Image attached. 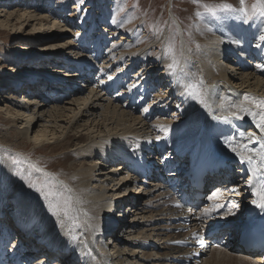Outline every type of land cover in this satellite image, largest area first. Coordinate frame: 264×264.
I'll list each match as a JSON object with an SVG mask.
<instances>
[{
  "label": "bare ground",
  "instance_id": "bare-ground-1",
  "mask_svg": "<svg viewBox=\"0 0 264 264\" xmlns=\"http://www.w3.org/2000/svg\"><path fill=\"white\" fill-rule=\"evenodd\" d=\"M22 1L24 4L28 2L18 0L19 3ZM35 1L37 5L30 10L19 6L12 10L0 7V32L13 31L17 25L20 27L32 25L33 30L28 38L33 41L40 38L52 40L56 37L57 31L64 34L70 32L66 27L68 22L63 23L55 11L50 13L41 8L42 0ZM246 1L250 4L256 0ZM72 17L70 15L69 19ZM254 17L246 26L232 18L223 20L218 27L219 30L213 35L208 33L207 36L206 31L198 25V28L202 29L199 32L201 35H198V44L192 41L181 27L182 52L184 51L194 61L192 64L197 67V73L201 74L199 79L203 81L202 87L207 93V107L200 103H196L197 105L188 103L191 98H185L181 81H175L178 80L177 75H165L169 74L165 67L168 62L165 57L170 45L164 44V39L161 41L164 45L163 51H158L160 55H164L163 59L154 53V50L160 47L157 40L152 41L153 43L144 48L145 50L142 48L127 50L120 40L110 45L108 50L111 54L110 59L114 58L113 60L117 61L111 62V65L117 67L122 65L123 68L131 69L137 64H142L140 74L131 76L130 81L125 80L130 73L127 69L117 74H109L112 67L96 66L97 61L94 59L101 55L103 43H107L104 31L108 29H104L94 17L90 23L96 21L97 25L93 30L98 28L99 36L92 37L96 40L93 41L95 45L91 53L93 59L86 60L81 56L75 60L73 56L67 55L68 52H51L61 47L70 48L73 45L72 32L71 37L64 42L52 41L43 46L42 52L52 57L47 58L41 55V52L30 55L32 57L26 59L30 66L39 62L53 68L45 66L46 71H43L45 74L33 75L34 78L30 80L18 79L0 85V89L11 88L12 93L22 87L20 86L22 82L26 83L22 100L14 101L13 93L10 99L4 97L0 100V116L2 126L6 130L5 133H0V143L7 147L9 141L13 140H9L12 135L15 139L20 138L31 143L33 148L38 150L53 145L51 150L56 151L54 156H61V160L74 159V163L68 165L67 173L60 176L61 173L57 175L52 169L50 172L47 171L42 162L26 154L27 159L37 168L53 174L67 189L72 190L68 194L73 197V206L69 213L71 218L63 214L59 216L65 226L64 231L60 232V224L56 223L58 220L56 224L46 221L49 206H43L42 202L37 204L38 199L35 198L27 201L26 196L20 194L21 188L18 176L13 171L14 165H10L7 159L11 155L2 152L0 214L3 215L4 222L21 232L16 233L13 248L23 237L26 254L35 249L43 255L35 264H43L45 258L50 261L56 259L53 264H179L178 260L185 261L184 264H262L261 253L246 254L243 249L238 248V239L234 235V232L240 235L248 226L247 213L256 205L253 201L257 200V197L252 195L251 186L258 184L259 177L253 175L251 171L253 165H249L247 161L242 163L240 156L231 151L229 143H226L230 142L232 147H236L237 151L244 155H252L245 152L242 146L247 145L249 149L258 150L260 143L256 142L257 145L251 147L248 134L255 132L257 137L264 135L257 127L258 116L254 118L247 112L246 116L245 112H239L237 108L232 107L242 105L251 112L259 113L261 110L256 108L254 103L245 101L244 97L264 100V67H257L264 66V46L257 47L258 44L264 45V41L260 39L264 36V22L259 17ZM103 20L101 18L100 22ZM37 29L39 31L36 32ZM89 35L88 32L87 36ZM202 36L208 39L200 41ZM195 38L197 35L194 40ZM120 39L125 38L122 36ZM196 50L199 56L194 54ZM15 56L18 60L24 57L19 54ZM224 57L228 61L232 58L233 62H229L231 66L219 63ZM106 60L108 58L105 57ZM146 60L152 62L143 63ZM190 65V60L184 59L181 69L187 72L185 68ZM65 69L71 71L67 72ZM54 72L58 74H53ZM154 74H156L154 84L159 82L163 86L161 90L163 94L158 98L152 97L147 91V81ZM92 75L99 77L93 81ZM35 76L38 79H35ZM79 80L80 84L84 82L88 85L80 87ZM154 84L152 83L150 88ZM85 86L89 90L82 89ZM35 93L37 96L29 97ZM53 93L56 97L49 95ZM112 93L114 95H111ZM62 94L70 98L57 97ZM176 98L180 100L175 101ZM49 101L51 102L47 104ZM205 108L206 121L200 124L198 113ZM233 112H238L240 118L232 117ZM215 115L230 118L228 121L211 120L215 119ZM161 126L167 128V131L161 130ZM242 132L245 133L244 136L240 135ZM71 143L72 148L58 151ZM193 160L196 161L192 165L193 170L200 165L224 172L231 166L236 168V172L227 178L228 184L223 182L216 185L212 192H208L212 197L211 205L215 202L218 205L216 208L210 206L207 216L203 215L205 210L201 211L202 222L195 221L183 209L174 206L178 201L176 198L178 194L190 190L191 178L186 170ZM132 161L146 167L151 164L155 169L172 168L173 173L168 177H174L173 192L170 182L164 184V180L152 179L143 183L142 179L131 176L126 164ZM114 162L118 164L112 166L111 170H104L103 167ZM244 171L248 175L242 179L241 174ZM136 184L141 187L133 196L131 186ZM63 191L67 193L66 190ZM8 201L12 204L9 207L11 210L4 212V206ZM33 202H36L39 208ZM224 202L229 203L228 209L217 218L211 219V214ZM237 204L239 207H234ZM123 206L134 208L132 211L129 210L128 217L121 213ZM85 212L87 216L84 215ZM75 218H79L88 233L86 240L82 242L75 240L72 244V224L75 223ZM185 218L190 219L188 226L181 221ZM51 220L50 222L54 219ZM210 227L223 228L225 230H222L223 232H231L233 236L228 242V248H212L211 245H207L198 250L193 245L189 247L171 245L173 241L188 240L194 230L204 231ZM106 234H111L109 239L112 242L103 244L102 236ZM196 252L199 253V260L192 258Z\"/></svg>",
  "mask_w": 264,
  "mask_h": 264
},
{
  "label": "rangeland",
  "instance_id": "rangeland-1",
  "mask_svg": "<svg viewBox=\"0 0 264 264\" xmlns=\"http://www.w3.org/2000/svg\"><path fill=\"white\" fill-rule=\"evenodd\" d=\"M26 1H28L27 4H24L25 3L24 1L19 3L18 0H6L5 2L0 1V7L4 6V7H7L6 9L12 10V8H14L15 6H17V7L19 6V8H23V9L26 8V10H30V9H34L35 6L37 5V3H36L37 1H35V0H32V1L26 0ZM202 3L208 4L210 6H217V5L227 3V4L232 5L235 8L240 7L239 1H237V0H202ZM41 4H42L41 8H45L46 11H49L50 13H53V11H55L57 16H59V18H61L63 23L68 22L66 27L70 32L67 34H64V32L59 33L57 31L55 33L56 37L53 38L52 40L47 41L46 38H40L37 41H33V39L28 38V35H30L31 34L30 32L33 30L32 25H29V26L23 25L21 27L19 25H17V27L13 31L9 30L5 33L3 31H1L0 32V85L14 81V80H18V79L30 80L31 78H34L33 75H39L40 73H44L43 71H46L45 69H46L47 65L38 62V64L33 65V63H32L30 66L29 61L26 59H28L29 57H32L30 55H33V54L37 55L38 52H41L40 54L47 57V58L52 57V55L46 54V52H44V53L42 52V51H44L43 46L48 45V43H50L52 41L64 42L69 37H71V32L73 33V39H72L73 45L70 46V48L67 46L63 47V48L61 47V48H59V50H52L51 52H55V51H60L62 53L68 52L67 55L73 56L75 58V60L78 58H81V56H84L86 60H87V58H88V60L93 59L91 56V53H92L93 47L95 45V43H93V41H95V38L92 39V37H95L97 35L98 28H96V30H93V29H95L97 24H96V21H93L92 23H90L92 17H94L96 20H98V22L102 24V27L104 29H108L107 31H104L106 39H107V43H103L104 49L102 48V54L98 59H96V60L94 59L95 62L97 61L95 63L96 66L100 67V65H101V67H102L104 65L103 67H112V69L109 70V74H111V73L117 74L120 71L122 72L125 69H127V67L123 68L122 65H120L119 67H117L115 65H111V62H117V61L113 60L114 58L110 59L111 54H110V52H108V50H110V45L114 44L115 42H119V40L123 41V45H124L125 49H127V50H129L131 48H136V49L137 48H142V49L145 48L146 49L148 46H150L153 43L152 41L157 40L158 44H160V47L157 50H154V53L157 57H162V59H163L164 55H160L158 53V51H160V52L163 51L162 49H163L164 45L161 43V41L164 39L163 43L164 44L169 43L170 48L173 50L172 55L174 56L175 60L178 61V64H177V67L175 70V74L177 75L176 79H178V80H175V81L176 82L181 81L180 84L182 86L186 83H189V82L199 83L200 82L199 78H200L201 74L199 72L197 73V67L194 64H192V63H194V61L190 57H188V55H186L184 53V51L182 52V48H181L182 47V32H183L182 29L184 28V30L191 37L192 41H195L198 44V42H199L198 37L201 35V34H199V32L202 31L201 28H198V25L206 31V36H207L209 34L213 35L215 32H217L219 30L218 27L220 26V24L222 22V21H217L216 18L212 17L211 15H209L206 12H205V15L203 18L197 17L195 15V13L197 11L204 12L205 10L203 7L194 5L191 2V0H172V1L171 0H96V1L95 0H84L83 4H80L78 2V0H42ZM254 4H257V0L254 1V3L250 2V4L248 1H246L245 7L248 9L250 14L252 13V6ZM102 11H103V13H101ZM93 13H94V15H93ZM70 15H72L73 17L69 19ZM220 15L223 16L225 14L221 13ZM229 16L233 20H235L241 24H244L245 26L249 25L248 24L249 22L247 24H245V23H242L241 20H239L238 18L232 17L230 14H229ZM101 18L104 19L103 22H100ZM253 18H255V17L253 16L249 21H251ZM30 23H32V22H30ZM34 23H35V21H34ZM181 27H182V29H181ZM160 28H163L162 33H159ZM209 29H212V31H209ZM90 30H92V31H90ZM37 31H39V30L37 29L36 32ZM44 32H46V31L44 30ZM88 32L90 33L89 36H87ZM65 33H66V31H65ZM50 34L51 33H49V35ZM77 34H79V35H77ZM36 35H38V34H36ZM196 35H197V38H195V40H194V37ZM84 36H85V40H83ZM98 36L99 35H97L96 38H98ZM122 36H124V38L126 40L125 39L121 40L120 38ZM206 36H202L200 41H206L208 39V37L206 38ZM87 38H91L92 40L87 39ZM193 44H195V43H193ZM197 52L198 51L196 50L194 54L199 56V54ZM18 54L24 55V57L18 60V58H16V56H15ZM149 55H150V53H149ZM105 57L108 58L109 61L108 60L105 61ZM165 59L168 60V62L165 64V67L167 68V64L171 63L172 59L169 58L168 55L165 57ZM184 59H188L191 62V65L188 66L187 68H185V69H187V72H189L188 74L186 71L181 69V63ZM81 60H83V59H81ZM150 62H152V61L146 60V62H143V63L148 64ZM229 62L230 63L233 62L232 58H230L228 61L227 58L224 57V59H221V61L219 63H221V64L223 63V65L226 64L229 67V66H231ZM141 65L142 64L140 63V64L135 65L131 69H127L128 71H130V73H128L129 77H127V79H125V80L130 81V77L136 76L135 74H137V76H138L140 74L139 69H140ZM49 67L53 68L52 66H48L47 68H49ZM195 67H196V69H195ZM61 70H58V71H61ZM116 70H117V72H116ZM69 71H71V70H68L67 72H69ZM47 72H49V71H47ZM53 74H58V73L54 72ZM165 75H169V74H165ZM55 76H58V75H55ZM155 76H156V74L152 75V78L147 81L148 82V86H147L148 90L151 87L152 83L154 84V77ZM35 77H36L35 79H38L37 76H35ZM172 79H175V78H172ZM170 83L172 84V82H170ZM84 84L86 86L88 85L87 83H84V82H82L80 84V80H79L78 85H80V87H82ZM24 85L26 86V83L23 84V82H22V85H20L22 87L19 90H14V92H12L13 93V95H12L13 100L14 99L15 100H22V97L25 95L24 94V89H25ZM86 86L83 87L82 89L85 88L84 90H89V88ZM162 87L163 86H161L159 82H155V84L152 86V89L149 90L151 93V96L156 97V98L160 97V94H163V92L161 91ZM0 90H1L0 96H2L0 98V100L3 99L4 97H6V98L9 97V99H10L11 94H12L11 88H9V89L3 88ZM158 92H159V94H157ZM155 94H157V95H155ZM49 95L51 97L54 96L53 94H49ZM35 96H37L36 93L31 94V96H29V97L34 98ZM59 96L60 95H58L57 97H59ZM65 96H66L65 99L70 98V97L67 98L68 95H65ZM185 98L190 99L187 96H185ZM177 100H180V99L176 98L175 101H177ZM50 102L51 101L46 102V103L49 104ZM158 102L159 101H157V103ZM190 102H192V104L198 103L194 99H190V101L188 103H190ZM157 103L155 104L156 107H157ZM172 103H173V101H172ZM161 104H163V103H161ZM201 110L198 113L199 123L204 124L206 121L205 116H206L207 109L205 108L202 111ZM245 115L247 116L246 112H245ZM211 120L216 121L217 119L211 118ZM20 122H22V121H20ZM20 122H18V124H20ZM2 125H3L2 124V116H0V133L1 134L5 133V131H6V130H4L5 127H3ZM16 139L11 135V139H9V140H12V141H9V143L7 144L8 148L5 147V145H3V144L1 145V143H0V157L2 156V152H4L6 150L5 153H7V154L9 153L11 156H15L18 158L19 161H21L20 162L21 165L19 163L18 166H15V165L13 166V171H15L17 173L20 171V169H23L25 176L27 175L28 172H31L32 178L36 179L38 182L44 183L45 181H47L51 184H54V186H55L54 190H58V191L66 190L67 188L60 181H58L53 174H50L49 172L52 169L55 171V173L57 175H59L61 173L62 175H60V176H64V174L67 173L66 169H67L68 165L73 164L74 159L73 160H67V159L61 160V158H60L61 156H54L56 151L51 150L53 148V145H49L51 148L49 146H47L48 148H45L43 150H38L36 148L34 149L33 145L31 143H28L23 139H20V138H16ZM72 147H73V143H71L67 146L66 145L63 146L62 148H60V150L58 149V151H64V150L66 151ZM26 154H30L33 159L39 160V162H42L43 163L42 166L49 172H47L45 170H42V171L47 172L50 175L46 177L42 174V172H37L35 168L31 167L34 164L30 160L27 159ZM7 159H8V162L11 163L10 165H12L11 160L9 158H7ZM62 159H64V158H62ZM117 164H118L117 162L109 163L107 166H105L103 168L105 171H108V170L112 169L111 168L112 166L117 165ZM25 167H27V168H25ZM63 171L65 173H63ZM233 173H235V172H233ZM17 176H18L19 184H20V188H21L20 194L23 195V197L26 196L25 197L26 200L27 199L30 200L31 198H35L36 200L38 199L37 204L42 202L43 206H45V207L49 206L47 209V216L48 217H47L46 221L47 222L49 221L50 224H54L58 220V222H56V223L58 225L60 224L59 225V227L61 228L60 232L64 231L65 226H64V223L62 222L61 218H59V216L57 217V216L52 214L55 211V209L52 208L53 207L52 203H50L49 200L42 198L41 195L39 193H37L36 191H34L33 189L29 188L27 186V184L24 182V180L21 179V177L19 175H17ZM143 183H146V182H143ZM139 185H141V183H139ZM139 185L137 186V184H136V185L131 186V194H133V196L136 195L135 194L136 191L139 192L140 187H141ZM66 194H68V193H66ZM37 196H39V197H37ZM33 203H35V205H37L36 202H33ZM11 205L12 204H10V202L8 201L6 203L7 207L4 206L3 211L5 212V210H7V212H9L11 210V208H9ZM72 206H73V204H72ZM37 208H39L38 205H37ZM125 209H127V210H125ZM129 210L132 211V210H134V208L133 207L131 208V206H126V207L123 206L121 209V213L128 217L130 215ZM114 213L117 214L116 211H114ZM50 216L51 217L55 216V217L50 218ZM49 218L52 220L54 219L53 220L54 222L52 220H51L52 222H50ZM74 222L75 223L72 224L73 230L71 233L72 234L71 235L72 236V238H71L72 244L75 242V240H76V242H79V241L82 242V241L86 240L87 233H88V232H86L84 225L79 221V218H75ZM55 229H57V228L55 227ZM75 230H78V231H75ZM119 235H120V237H122L121 234H119ZM95 236H97V235H95ZM75 237H78V239H76ZM102 238H104V239H102V243L106 244L109 242V240H110L109 238H111V237L110 236L107 237V235H104V236H102Z\"/></svg>",
  "mask_w": 264,
  "mask_h": 264
},
{
  "label": "snow or ice",
  "instance_id": "snow-or-ice-1",
  "mask_svg": "<svg viewBox=\"0 0 264 264\" xmlns=\"http://www.w3.org/2000/svg\"><path fill=\"white\" fill-rule=\"evenodd\" d=\"M80 4L84 3V0H78ZM191 2L194 5L200 6L204 8V12L197 11L195 15L197 17L203 18L205 15V12L211 15L212 17L216 18L217 21H223L228 18H230L229 14L232 17L238 18L241 20L242 23L247 24L249 20L253 16H258L262 22H264V0H257V4H254L252 6V13L250 14L248 9L245 7L246 0H239L240 7L235 8L230 4L224 3L217 6H210L208 4H203L202 0H191ZM221 13L225 15H220ZM209 31H212V29H209ZM163 32V28L159 29V33ZM79 35V34H77ZM260 39L264 41V36H261ZM239 42V41H235ZM264 45L258 44L257 47L260 48ZM172 49L169 48L166 55L169 56V58L172 59L171 63L167 64V71L169 75H175V70L178 64V61L175 60L174 56L172 55ZM257 67H264L261 65H257ZM111 79V77H109ZM203 81L201 80L199 83H186L183 85L184 87V95L196 100L198 103H200L202 106L207 107V93L202 87ZM135 87V85H133ZM245 101H249L251 103H254L256 108L260 109L261 111L259 113L251 112L249 109H246L242 105H232V107H235L239 110V112H247L249 115H252L254 118L258 116V123L257 127L260 129L261 133H264V100H254L250 98L249 96L244 97ZM144 111H147V109H144ZM231 116L234 118H240L238 112L231 113ZM217 120H223L228 121L230 117L228 116H216ZM161 130L167 131V128L161 126ZM241 136H244L245 133H240ZM249 142H259L260 148L257 149H249L247 145H243L245 152L252 153V155H244L241 152L237 151L236 147H232L231 143L226 141V143H229V147L231 151L236 152L237 155L240 156L241 162L247 161L249 165H253L251 168V171L254 176L261 177L258 184L251 186L252 195L257 197V200H254L253 203L256 204L258 208H260L262 211H264V135L257 137L256 133H249L248 134ZM6 151V150H5ZM254 156L256 159H254ZM12 164L15 166H18L20 161L15 156H9L8 157ZM31 167L35 168L37 172H42L44 176H49L50 174L47 172H43L42 169L36 168L35 165H32ZM21 177V179L24 180V182L27 184V186L37 193L41 195L42 198L49 200L50 203H52L53 208L55 211L52 213L55 216H60L63 214L65 217L71 218L69 216L70 211L72 210V201L73 197L70 194H66L65 191H58L54 190V184H51L47 181L44 183L38 182L36 179L32 178V173L28 172L25 176L24 170L20 169L19 172L16 173ZM66 187V186H65ZM67 193H71V189H66ZM77 202H79L77 198ZM177 207H181V205L177 204ZM234 207L238 208L239 205H234ZM209 213L207 210L204 211L203 215L207 216ZM85 216H87V213H84ZM195 242L200 245L201 248L206 247L205 239L197 232L193 234ZM78 239V237H75ZM199 255V253H197ZM95 259V257H93Z\"/></svg>",
  "mask_w": 264,
  "mask_h": 264
}]
</instances>
